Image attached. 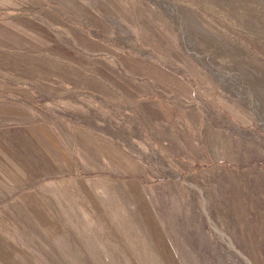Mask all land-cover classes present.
<instances>
[{
	"label": "rangeland",
	"instance_id": "rangeland-1",
	"mask_svg": "<svg viewBox=\"0 0 264 264\" xmlns=\"http://www.w3.org/2000/svg\"><path fill=\"white\" fill-rule=\"evenodd\" d=\"M0 94L126 157L0 199V264H264V0H0Z\"/></svg>",
	"mask_w": 264,
	"mask_h": 264
},
{
	"label": "crops",
	"instance_id": "crops-1",
	"mask_svg": "<svg viewBox=\"0 0 264 264\" xmlns=\"http://www.w3.org/2000/svg\"><path fill=\"white\" fill-rule=\"evenodd\" d=\"M86 118L53 115L25 95L0 94V199H40L46 209L39 212L55 213L72 203L77 176L117 171L126 157L98 136L94 115Z\"/></svg>",
	"mask_w": 264,
	"mask_h": 264
},
{
	"label": "trees",
	"instance_id": "trees-1",
	"mask_svg": "<svg viewBox=\"0 0 264 264\" xmlns=\"http://www.w3.org/2000/svg\"><path fill=\"white\" fill-rule=\"evenodd\" d=\"M88 29V28H87ZM89 30V29H88ZM97 34L102 38V35L100 32H97ZM261 166V165H260Z\"/></svg>",
	"mask_w": 264,
	"mask_h": 264
}]
</instances>
